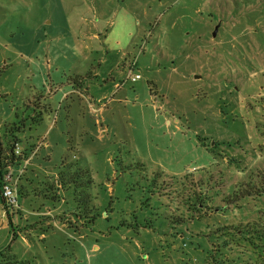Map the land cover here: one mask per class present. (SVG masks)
Masks as SVG:
<instances>
[{
  "label": "rangeland",
  "instance_id": "1",
  "mask_svg": "<svg viewBox=\"0 0 264 264\" xmlns=\"http://www.w3.org/2000/svg\"><path fill=\"white\" fill-rule=\"evenodd\" d=\"M12 134L0 263L264 264V0H0Z\"/></svg>",
  "mask_w": 264,
  "mask_h": 264
},
{
  "label": "built area",
  "instance_id": "2",
  "mask_svg": "<svg viewBox=\"0 0 264 264\" xmlns=\"http://www.w3.org/2000/svg\"><path fill=\"white\" fill-rule=\"evenodd\" d=\"M135 65L136 61L133 63V66ZM138 79H140V76L136 75L132 78V81L135 82ZM13 147L15 157L22 158L23 160L17 166L10 165L3 169L0 177V194L8 208L11 207L18 209L20 208L18 204L20 179L26 172L34 157L37 155L38 150L36 148L25 150L20 142H15ZM25 151L29 154L28 158L25 157Z\"/></svg>",
  "mask_w": 264,
  "mask_h": 264
},
{
  "label": "trees",
  "instance_id": "3",
  "mask_svg": "<svg viewBox=\"0 0 264 264\" xmlns=\"http://www.w3.org/2000/svg\"><path fill=\"white\" fill-rule=\"evenodd\" d=\"M15 142H20L19 138L15 135V134H12L10 140L8 141V148H3L2 145H0V177H1V174H2V171L3 169H5L7 166H17L21 163V161L23 160L22 158H16L15 155H14V143ZM25 157L28 158L29 157V154L27 153V151H25ZM1 193V192H0ZM238 197L239 198H245V197H250L251 193H249L248 191H245V193H238ZM242 194V195H240ZM237 196V195H236ZM0 198H1V201H2V204H3V207L5 208V210L7 212H9V208L6 204V202L3 200V198L1 197V194H0ZM259 235V239L260 240H264V233H258Z\"/></svg>",
  "mask_w": 264,
  "mask_h": 264
},
{
  "label": "crops",
  "instance_id": "4",
  "mask_svg": "<svg viewBox=\"0 0 264 264\" xmlns=\"http://www.w3.org/2000/svg\"><path fill=\"white\" fill-rule=\"evenodd\" d=\"M30 148V146H28V148H25V150H28ZM24 196H22V198H23ZM20 206V205H19ZM3 204H2V201H1V198H0V213H1V211L3 212ZM5 209V208H4ZM13 209H16V208H13ZM9 212H7V214H8ZM37 213H33V216H35V217H39L38 215H36ZM9 215V214H8ZM10 217V216H9ZM25 220H28V217L26 216L25 218H24ZM35 223H37V222H35ZM12 224V223H11ZM28 227V226H27ZM27 233H29V229H27V230H24V229H20V231H15L13 234V239L15 240L16 238H21L22 240H24L25 242H27V239H25V236H23L24 234H27ZM0 264H2V263H0ZM15 264H23V262L22 263H20L19 261H16L15 262Z\"/></svg>",
  "mask_w": 264,
  "mask_h": 264
},
{
  "label": "water",
  "instance_id": "5",
  "mask_svg": "<svg viewBox=\"0 0 264 264\" xmlns=\"http://www.w3.org/2000/svg\"><path fill=\"white\" fill-rule=\"evenodd\" d=\"M218 30H219V26L213 32V37H216ZM196 78L199 79L200 77H196Z\"/></svg>",
  "mask_w": 264,
  "mask_h": 264
}]
</instances>
